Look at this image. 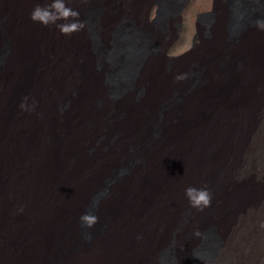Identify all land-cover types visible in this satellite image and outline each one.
<instances>
[{
	"label": "bare ground",
	"instance_id": "bare-ground-1",
	"mask_svg": "<svg viewBox=\"0 0 264 264\" xmlns=\"http://www.w3.org/2000/svg\"><path fill=\"white\" fill-rule=\"evenodd\" d=\"M190 1L0 0V264H264V0Z\"/></svg>",
	"mask_w": 264,
	"mask_h": 264
},
{
	"label": "rangeland",
	"instance_id": "rangeland-1",
	"mask_svg": "<svg viewBox=\"0 0 264 264\" xmlns=\"http://www.w3.org/2000/svg\"><path fill=\"white\" fill-rule=\"evenodd\" d=\"M212 4H213V0H191L189 5L186 7V9L183 11L182 14V30L180 33V37L179 39L171 46V48L169 49V51L167 52L168 56H180L183 55V58L186 57L185 54H189L193 49V38L196 36L195 39V49L200 46L201 44V33L202 31L200 30L199 35H197V28L196 27V17L199 13H203V12H207L210 11L212 9ZM100 10H92L91 12L87 9L85 12V18L88 20V23L90 22L89 19H91L92 13L96 14L99 13ZM155 14V8H148L146 11V20L149 22ZM90 25V23H89ZM90 29H91V35L92 38L94 39V34H93V30L92 27L90 25ZM129 33H136L137 31H134V29L131 27L130 31H128ZM96 47V45H95ZM188 52V53H187ZM107 57V55H106ZM184 60V59H183ZM181 60V61H183ZM223 62L228 61L227 59L222 60ZM220 62V65H222L223 62ZM229 62V61H228ZM169 62L168 61H164V63H162V66L167 67V64ZM163 69V68H162ZM196 72L195 71H190L187 75V81L186 83L182 86V94L185 93L190 86L193 84V82L196 80L197 76H196ZM114 88V89H113ZM112 95L117 98L119 97V93H117V89L115 86V83H112ZM178 95L177 93H174L170 98L167 99V101L164 103L165 104L168 101H176L178 99ZM163 106V107H164ZM162 107V108H163ZM160 121L162 122V120H159V117L156 118V121L154 120L152 123V128H151V134H155L154 132H156L158 130V125L160 123ZM261 121V120H260ZM260 121L258 122L257 126L260 124ZM161 125V123H160ZM143 143V142H142ZM137 158V156H132L128 162L124 165H122L121 167H119L116 171H114V173H112V175L110 176V179L107 180V182L112 183L115 178L117 177V175H119V173L121 172V169L123 170L125 165H129V163H131V161L135 160ZM108 176H105L103 179H105ZM102 182V181H101ZM254 224L256 226L257 229L261 230L263 232V240H264V212H262L261 214H259L258 217L255 218L254 220ZM241 225V223H240ZM95 228H88L86 227V231H91ZM211 231V232H210ZM212 229H209V233L210 235H212L213 233ZM212 242V238L211 240H209ZM168 254V253H167ZM165 254V255H167Z\"/></svg>",
	"mask_w": 264,
	"mask_h": 264
},
{
	"label": "clouds",
	"instance_id": "clouds-1",
	"mask_svg": "<svg viewBox=\"0 0 264 264\" xmlns=\"http://www.w3.org/2000/svg\"><path fill=\"white\" fill-rule=\"evenodd\" d=\"M55 8L58 10H62L63 15H68V10L65 9V5L61 2V0H57L55 4ZM32 19L35 21H39L47 25L50 21L54 22L56 19L49 11L42 9L41 7L37 6L32 12ZM257 27L260 30H264V20L257 21ZM67 31V29H63ZM185 195L188 198V201L192 207L199 208L203 210V208L207 207L211 203V193L207 188H197L195 186H189L185 189ZM99 205V200H93V207H97ZM98 216L95 215L94 212H89L82 214L80 220L83 225L88 228H92L98 222ZM90 238V234H89Z\"/></svg>",
	"mask_w": 264,
	"mask_h": 264
}]
</instances>
